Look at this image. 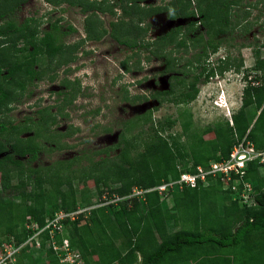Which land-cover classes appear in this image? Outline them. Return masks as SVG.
<instances>
[{"label":"trees","instance_id":"1","mask_svg":"<svg viewBox=\"0 0 264 264\" xmlns=\"http://www.w3.org/2000/svg\"><path fill=\"white\" fill-rule=\"evenodd\" d=\"M46 1L58 4L68 0ZM115 1L125 16L130 14L137 18L133 26L126 23L124 29L119 27L122 23L114 24V27L110 24L111 38L131 48L135 45L139 48L155 45L153 54L164 58L165 72L174 69L163 54L165 45L171 44L176 49L187 51L190 41L191 48L199 47L201 52L187 60L186 67L202 66L208 51L215 53L224 41L221 34L227 35L231 30L230 26L234 25L232 18L245 20L248 15L245 11H238L240 16L233 12L234 7L242 8V0H174L167 6L137 5L142 0ZM24 2L26 0H0V19L7 17L5 23L0 24V36L3 37L0 39V113L3 104L16 101L17 95H24L25 86L34 80L46 78L53 81L55 70L51 66L54 62L60 67L73 59L64 51L66 46L61 42L63 33L58 20L42 33L38 30L39 23L34 19H26L21 24L13 20L14 9ZM82 3H86L82 9L84 12L93 9L92 12L114 14L113 10L117 7L109 4L103 7L102 1L82 0ZM125 3L130 6L129 9L124 7ZM192 3L196 4L195 11L192 10ZM259 4L264 6V0H255L248 6L256 7ZM162 12H166L171 20L198 17V23L205 30L197 37L190 38L188 32H191L192 24L189 23L186 27L173 28L151 44L133 40L134 38L130 42L121 39V33L132 34L141 29L139 27L144 20ZM91 17L86 20L87 37L99 39L107 34V30L104 27L99 30L97 25H101V22L97 24V19ZM91 22L94 26L90 25ZM146 29L141 30L145 33ZM183 29L184 35L179 38ZM18 44L21 46L18 47ZM77 47L78 45H74L73 51ZM260 49H264V42L253 50L254 64L244 75L246 84L242 90L241 105L232 114L231 121L223 120L222 124L204 128V135L213 134L208 140L203 138L204 135L190 138V122L179 123L181 132L169 133L167 137L161 132L166 128L172 129L178 119L166 117L154 122L159 127L154 129L151 124L157 141L146 146L136 162L129 166H124L123 163L111 164L110 170L118 172L116 181L113 182L117 186L111 187L105 175L92 178L93 187L100 198L103 195H108V198L113 195L125 197L135 187L151 189L160 185L163 180L178 178L180 172H193L196 166L206 167L211 161L226 159L233 146L243 140L253 144L255 149H263L264 57L261 56ZM39 56L45 57L47 66L37 70L35 64ZM217 63L219 73H225L232 65L236 71L243 67L241 57L235 59L229 55L223 60L219 59ZM122 66L126 69L124 64ZM190 71L185 78L177 80L181 88L175 99L182 98L186 104L196 99L199 93L198 83L207 82L216 73L212 67L203 65L198 74L188 79ZM172 93V88H169L156 92L155 98L171 101L172 98L168 95ZM42 122L40 117L38 123ZM11 129L16 131L18 127L12 126ZM8 130L6 124L1 122L0 135ZM182 136L185 138L183 141ZM10 148L12 152L0 158V251L4 250L3 246L19 248L11 257L14 261H7L6 264H34V242L32 245L24 243L34 231L44 228L46 220L52 218L57 211L71 213L79 204L85 205L87 197H77L76 193L86 191L84 185L88 181L82 180L72 191L65 188L69 180L63 182L48 179L43 185V171L30 165L26 167L20 160L28 156L29 163L34 161L39 149L19 142L11 144ZM4 149L5 144L0 143V153ZM13 172L18 177L14 184L11 182ZM89 175V172H82L79 179L86 180ZM208 182L206 187L199 184L194 189H176L166 198H162L157 191H150L144 194L143 200L133 198L93 208L87 214L81 213L75 220L66 218L63 221L64 232L62 235L57 233L56 238H68L71 249L78 252L83 264H264V164L255 160L246 165L242 182L253 186L254 200L250 205L239 203L231 186L225 188L219 177L209 178ZM241 187L242 184L239 183L238 189ZM6 194L19 198V204L4 201ZM233 200L238 202L236 210L232 209ZM169 223L188 224L192 229L170 232ZM48 237V230H44L39 236L40 248L37 251L44 252L46 259L42 264H59L53 251L46 248Z\"/></svg>","mask_w":264,"mask_h":264},{"label":"rangeland","instance_id":"2","mask_svg":"<svg viewBox=\"0 0 264 264\" xmlns=\"http://www.w3.org/2000/svg\"><path fill=\"white\" fill-rule=\"evenodd\" d=\"M102 2L103 7L108 6L107 4L117 6L115 0ZM170 2L174 0H142L138 1L137 5L167 6ZM254 2L255 0H242V8L234 7L235 14H239L238 11H245L248 14L247 18L245 20L232 18L234 25L230 26L232 28L227 35L221 34L224 41L220 47L215 53L208 51L202 66L212 67L216 73L207 82L198 83L199 93L196 99L186 104L182 98L175 99L181 88L177 80L185 78L189 70L191 71L188 79L200 72L202 66L186 67V62L194 54L200 53L201 48L192 49L190 41L187 51L176 49L171 44L165 45L163 54L174 69L171 72L164 71L163 74L165 60L153 54L155 45L136 48L135 51L111 38L110 24L114 27V24L122 23L119 27L123 29L126 23L133 26L137 18L135 15L125 16L118 6L113 10L114 14L92 12L93 9L84 12L82 9L86 3H82V0L61 1L58 4L46 0H26L14 9L13 20L21 24L26 19H34L39 23L38 30L41 33L58 20V26L63 33L61 42L66 46L64 51L73 59L60 67L54 62L51 66L55 70L53 81L45 78L42 83L37 82L25 90L24 95H17L16 101H7L2 105L0 123L4 122L9 130L0 135V143L5 144L0 158L12 152L10 146L15 142L22 145L31 144L39 149L36 159L30 163L28 156L20 160L26 167L30 165L43 171L41 174L43 185L48 179L63 182L69 180L65 188L72 191L82 180L88 181L84 185L86 191L76 193L77 197H87V203L78 206L85 208L102 204L103 201L93 187L92 178L97 179L105 175L111 187L117 186L118 184L113 182L116 181L118 172L115 169L110 170L111 164L123 163L124 166H129L136 162L145 147L157 141L151 124L166 117L178 119L172 129L166 128L161 132L167 137L169 133L181 132L179 123L190 122L188 135L193 138L204 135L203 130L207 126L222 124L223 120H229L239 109L243 86L246 84L244 75L254 64L253 50L264 42L262 32L264 6L262 4L256 7L248 6ZM195 5H192L194 11ZM127 6L125 3L124 7L129 9L130 6ZM89 17L97 19V24L101 22V25L97 26L99 30L104 27L107 34L99 39H88L85 25ZM6 18L1 19L2 23H5ZM177 20L179 22H175ZM175 23H179L178 26ZM189 23L192 24L191 32H188L190 38L204 32L205 28L198 23V17L189 19L179 17L171 20L166 12H162L140 24L139 28L142 30L148 26L145 33L137 29L130 35L121 33V39L130 42L134 38L133 40H143L144 43L151 44L173 28L186 27ZM90 25L94 26V23L91 22ZM184 32L185 29L181 30L178 37H182ZM74 45H78L75 51ZM259 51L264 57V49ZM227 55L235 59L241 57L243 67L240 71H236L232 65L225 73L218 72V60H223ZM37 66L39 69L47 66L45 57L39 56ZM169 88L173 90V93L168 95L172 98L171 101H164L161 97L155 98L156 92ZM40 117L43 119L42 123H38ZM12 126H17L18 129L13 131ZM153 127L155 129L158 126L153 124ZM212 137L213 134L206 133L203 138L208 140ZM181 140L185 138L182 136ZM82 172H89L87 178L90 181L79 179ZM24 177L22 175L23 179ZM17 179L13 172L11 182L14 184ZM30 183L32 184L31 180ZM3 199L19 204V198L10 194H6ZM109 199L107 197V202ZM233 202L232 209L236 210L238 205L235 200ZM183 229H192V226L183 223L168 224L170 232ZM33 250L34 264H42L46 260L45 253L38 252L35 248ZM4 254V250L0 251L1 257L5 256Z\"/></svg>","mask_w":264,"mask_h":264},{"label":"built area","instance_id":"3","mask_svg":"<svg viewBox=\"0 0 264 264\" xmlns=\"http://www.w3.org/2000/svg\"><path fill=\"white\" fill-rule=\"evenodd\" d=\"M215 105H218L215 103ZM229 116V114H227ZM231 121V117L229 118ZM257 161L259 164H264V148L255 149L253 144L250 142H239L233 146L231 152L226 159L220 161H211L206 167L196 166L193 172L183 171L180 172L178 178L174 180L162 181V183L151 189L133 188L129 195L125 197H120L118 195H113L107 202L106 195L102 196V204L98 206H87L85 208L77 209L74 212L66 213L59 210L55 213L52 218L46 220L44 228L34 231L33 235L24 243L32 245L35 249L40 248L39 236L44 230H48V240L46 242V248L51 249L56 255L59 264H83L80 259L78 252L71 249L69 240L66 237L56 238V234H63L64 225L63 221L66 218L70 220H75L81 213L87 214L89 210L97 207L107 206L108 204H116L122 200L127 199H141L143 200L144 194L150 191H157L162 198H166L176 189H194L200 184L203 187L208 186V179L219 177L225 188L230 187L238 196V200L241 203L252 204L254 200L253 186L250 183L242 182L243 176L245 174L246 165L248 162ZM191 167V164H189ZM180 168V166H178ZM241 183V189H238V184ZM107 204V205H105ZM34 228V227H33ZM19 249V248H18ZM18 249H13L10 246H5V256H0V264H6L7 261L13 262L11 258L12 255L18 251ZM8 251H11L9 253Z\"/></svg>","mask_w":264,"mask_h":264},{"label":"flooded vegetation","instance_id":"4","mask_svg":"<svg viewBox=\"0 0 264 264\" xmlns=\"http://www.w3.org/2000/svg\"><path fill=\"white\" fill-rule=\"evenodd\" d=\"M88 1H90V2H92L93 0H88ZM101 1H103V0H100L99 2H101ZM112 3V2H111ZM119 6H120V4H119ZM96 12H98V11H96ZM0 23H2V21H1V19H0ZM3 37L2 36H0V39H2ZM18 47H20V44H18ZM136 48L138 49L139 47L137 46V45H135V47H133V49H135V51H136ZM165 68V66H163V70H162V73L163 74H165L164 73V69ZM35 69H39L38 68V66H37V64H35ZM6 72H4V74H5ZM37 82H41L42 83V80H34L33 82H31L29 85H27V86H25V89L27 90V89H29V87H31V86H34L35 85V83H37ZM160 92H162V91H160ZM26 97V96H25Z\"/></svg>","mask_w":264,"mask_h":264},{"label":"water","instance_id":"5","mask_svg":"<svg viewBox=\"0 0 264 264\" xmlns=\"http://www.w3.org/2000/svg\"><path fill=\"white\" fill-rule=\"evenodd\" d=\"M175 22H179V20H177V21H175ZM170 23V22H169ZM178 24L179 23H175V25H177L178 26ZM171 26L173 25V21H171V24H170ZM167 89V88H166Z\"/></svg>","mask_w":264,"mask_h":264},{"label":"clouds","instance_id":"6","mask_svg":"<svg viewBox=\"0 0 264 264\" xmlns=\"http://www.w3.org/2000/svg\"><path fill=\"white\" fill-rule=\"evenodd\" d=\"M212 78V77H211ZM248 79H250V77L248 78ZM245 86V85H244ZM244 86H243V88H244Z\"/></svg>","mask_w":264,"mask_h":264}]
</instances>
